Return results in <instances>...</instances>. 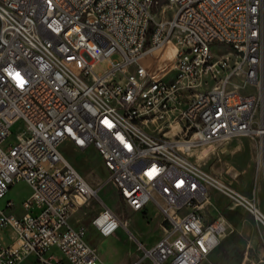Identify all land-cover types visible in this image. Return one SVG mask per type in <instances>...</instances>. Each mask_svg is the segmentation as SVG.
Wrapping results in <instances>:
<instances>
[{
  "label": "built area",
  "instance_id": "2783aa9c",
  "mask_svg": "<svg viewBox=\"0 0 264 264\" xmlns=\"http://www.w3.org/2000/svg\"><path fill=\"white\" fill-rule=\"evenodd\" d=\"M241 137L256 139L264 174V0H0V201L31 188L19 209L0 207L13 238L0 264H103L69 220L98 193L65 143L97 152L131 210L163 215L160 239L129 264H201L228 229L202 215L211 189L264 226L255 199L193 160ZM91 225L102 238L128 230L107 205Z\"/></svg>",
  "mask_w": 264,
  "mask_h": 264
},
{
  "label": "rangeland",
  "instance_id": "374dc122",
  "mask_svg": "<svg viewBox=\"0 0 264 264\" xmlns=\"http://www.w3.org/2000/svg\"><path fill=\"white\" fill-rule=\"evenodd\" d=\"M218 49L219 46L216 45L213 48L214 52H218ZM108 64V59L100 61L95 73H104ZM22 128L21 123L15 124L8 142H16L17 134ZM61 151L98 193L96 198L71 214V224L85 227L87 241L97 250L103 264H129L136 261L142 255L138 249L139 243L150 248L162 236L163 215L153 203L144 212H136L127 207L109 181L102 160L94 149L79 150L70 143H65ZM257 155L256 139L241 137L198 149L193 160L198 161L206 171L224 184L255 199L264 213V174L258 171ZM30 194L31 188L26 182H17L0 201V207L5 208L8 201H13L19 209ZM105 205L128 222V230L121 228L108 238H102L96 233L91 221ZM202 215L207 221L224 218L228 229L217 248L201 264H264V226L244 208L235 206L226 195L211 189L209 202L202 209ZM9 241L10 235H0V242ZM50 254L56 259L63 258L56 249ZM20 264L42 263L28 256Z\"/></svg>",
  "mask_w": 264,
  "mask_h": 264
},
{
  "label": "bare ground",
  "instance_id": "6f19581e",
  "mask_svg": "<svg viewBox=\"0 0 264 264\" xmlns=\"http://www.w3.org/2000/svg\"><path fill=\"white\" fill-rule=\"evenodd\" d=\"M173 46L169 45L167 48L163 51V58L168 59L169 56L171 58V52L173 51ZM262 211V210H261ZM263 212V211H262Z\"/></svg>",
  "mask_w": 264,
  "mask_h": 264
},
{
  "label": "crops",
  "instance_id": "0c3cea01",
  "mask_svg": "<svg viewBox=\"0 0 264 264\" xmlns=\"http://www.w3.org/2000/svg\"><path fill=\"white\" fill-rule=\"evenodd\" d=\"M6 234H7V235H10V241H9V242H4V243L1 242V243H2L3 245H10V244L13 242L12 234L9 233V232H2V231L0 232V235H2V236H3V235H6Z\"/></svg>",
  "mask_w": 264,
  "mask_h": 264
}]
</instances>
